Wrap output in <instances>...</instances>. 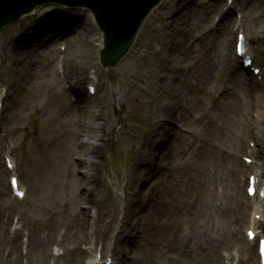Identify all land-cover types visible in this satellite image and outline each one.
I'll list each match as a JSON object with an SVG mask.
<instances>
[{
	"label": "rangeland",
	"instance_id": "obj_1",
	"mask_svg": "<svg viewBox=\"0 0 264 264\" xmlns=\"http://www.w3.org/2000/svg\"><path fill=\"white\" fill-rule=\"evenodd\" d=\"M242 31L259 75L241 68L234 52ZM162 43L173 48L164 55L175 65L157 55ZM101 46L102 36L83 10L47 7L0 31V264H70L59 244L64 227L52 242L30 241L38 222L64 213L79 216L84 227L87 243L79 251L85 263L96 255L112 264H259L256 241L247 240L246 230L254 227L264 236V218L250 226L255 203L263 202L248 197L246 186L252 174L264 183V0H163L116 68L100 67ZM208 52L206 66L201 60ZM125 64L134 75L125 74ZM153 69L181 74L173 85L183 96L182 124L167 122L154 89L145 93L140 78ZM201 77L207 80L203 92ZM55 85L62 93L50 100ZM251 101L263 105L252 115ZM81 111L86 116L74 136ZM208 111L217 119L211 128ZM56 117L62 126L53 131ZM75 148L80 158L71 154ZM11 176L22 199L12 194ZM173 194L183 201L179 216L177 204H164ZM181 216L179 239L157 241ZM123 226L133 230L119 237ZM45 237L43 231L40 240Z\"/></svg>",
	"mask_w": 264,
	"mask_h": 264
},
{
	"label": "bare ground",
	"instance_id": "obj_2",
	"mask_svg": "<svg viewBox=\"0 0 264 264\" xmlns=\"http://www.w3.org/2000/svg\"><path fill=\"white\" fill-rule=\"evenodd\" d=\"M211 5H213V3L209 4V6H211ZM214 10H216V9H213V11ZM225 17H226L225 14H219L220 20H223V18H225ZM227 29L231 32L230 27H228ZM160 38H162V36H160ZM16 48L18 49V47H16ZM171 51H173V48H170V46H168L167 44L162 43L160 45V52L157 51V55L158 54L160 55L161 60H165L164 63H167L168 65L169 64L175 65L177 61L176 60L171 61V58H173V57L166 58V56L164 55L167 52H171ZM186 51H187V56L192 54V52H193L192 44H190L187 47ZM211 59H212V56L210 55V52H208L204 56V59L201 60V62L205 63V65L207 66L208 62ZM234 65H235V60H234ZM155 68H157V67H155ZM181 72H182V69H179V73H181ZM127 73L134 75L135 71H133L130 66L126 65L125 74L128 75ZM180 75L181 74H177L176 71H175V74L166 75L164 72L162 73L160 70L153 69V71L151 70L150 73L147 75L148 78L146 80L140 78V82L143 83L142 85H143V89L145 90V93L150 94L149 92L152 89L155 90V92L157 93L155 100H156L157 106H158L156 108L160 112H162L163 114L167 113V122H169L171 124L172 123L182 124L184 121V119H183L184 114L183 115L180 114V111L184 112V110L182 108L183 96L178 93L179 90L176 89L177 85H173L174 82H176L177 84L179 83ZM68 85H69V89H72L71 85L70 84H68ZM199 85L201 86L200 87L201 92L208 89L207 88V80L205 77L200 78ZM56 87H57L56 85L50 87V89L52 90V95L50 97V100L59 99L61 96L62 91L57 92ZM132 87H137V85L135 83H133ZM73 88H74V86H73ZM201 92H199V95H201ZM227 94H228V92H226V91L222 92V95H227ZM212 95L214 97L213 93H212ZM165 98L168 102L167 105H165L166 102L164 103L166 108L163 105V100ZM199 99L202 100L200 97H199ZM231 101H232V99H231ZM223 102H224L223 99H221L219 101V104H222ZM226 102H228L227 99H226ZM242 105H244V104H242ZM250 108H251L250 114L252 115L256 109L263 108V105L258 104L254 101H251V107ZM193 110H194V107H190L187 109V113H191ZM93 113L96 116V113L95 112H93ZM206 115H207V119L205 120V123L208 125L209 128H211L215 124V121L217 119L210 116V111H208L206 113ZM259 115H260V113L257 112L255 117L258 118ZM84 116H86V111H81L78 113V115L76 117V121L73 123V126L75 127L73 130L74 136L79 135L81 133L82 129H80L78 127V125H80V122L78 121V119H82ZM48 120L51 121V119H49V118L47 119V121ZM191 120L193 122H198L200 119L199 118H191ZM210 123H211V126H209ZM223 124L221 126H223ZM61 126H62V123H60V120L57 117L51 121V127H52L53 131H57L58 129L61 128ZM164 129H165L164 134H167L168 130L166 128H164ZM100 139H102V137L98 136L97 140H100ZM198 141L202 142L201 139H199ZM68 149L70 150V147ZM71 154L75 157H78V158H80L82 156L81 153L77 149H76V151H73ZM140 154H143V153L140 152ZM200 174H204V173H202V169L200 170ZM92 178H90V180ZM201 186L203 187V189H205L206 187L209 186V184L206 181H203ZM178 195L179 194H176V195L173 194L172 199L166 198V200L164 201V204L170 205L171 202H174L175 204H177V211H178V216H179L181 214V208L183 205V201L182 200L179 201L177 199ZM134 203H138V202L135 201ZM263 203H264V201H263ZM135 206H137L138 208L142 207L140 203L136 204ZM191 207H192V202H190V201L187 202L186 203L187 214L192 217L194 215L191 213ZM127 212H128V214H130L133 212V209L127 207ZM257 215H259L260 218H263V216H264V204H263V207H261L260 205H256V207L254 208V213H253L254 218ZM131 217L134 218V215H131ZM112 221H114L113 218H111V220H110L111 224H112ZM183 221H184L183 216H181L178 220L177 219L172 220L170 223V229L165 233V235L162 236V238L158 239L157 241H163L167 238H171L173 240L179 239V231L181 229V225H182ZM125 223H128V222L125 221ZM112 226L109 227V230L112 229ZM62 227L65 228V231H64L62 238L59 240V244L64 248L63 256H65V258L70 262V264H101L96 256L89 258L86 261V263L84 262V255L85 254L83 255V253L81 251H79V249H80L79 247L81 244L87 243L88 237L84 231V227L80 226L79 216H77V215L68 216L67 213H64L63 216L60 215V217L58 219H55L50 223L38 222L36 224V227H35V233L31 237L30 241H31V243H35L37 246H41L44 243L47 244L49 242H52L56 239V235ZM69 228H72L73 231H69ZM80 229H81V231H80ZM132 230H133V228L130 226H128V227L123 226L119 230L118 236L122 237L126 234V232H127V234H131ZM43 231H46V237L41 241L40 236H41ZM181 240H183V239H181ZM127 242L128 241H125L124 243L127 244ZM67 243H70L72 245L71 250L67 249V247H66ZM199 251H200V244H198V248H197V252H199ZM209 258H210L209 255H207L205 258V261L209 260ZM31 262H32V259H28V264H30ZM58 262L59 261L56 259L54 264H58ZM208 264H212V262H209Z\"/></svg>",
	"mask_w": 264,
	"mask_h": 264
},
{
	"label": "water",
	"instance_id": "obj_3",
	"mask_svg": "<svg viewBox=\"0 0 264 264\" xmlns=\"http://www.w3.org/2000/svg\"><path fill=\"white\" fill-rule=\"evenodd\" d=\"M162 0H0V30L47 5L84 7L103 33L100 62L114 67L130 50L142 23Z\"/></svg>",
	"mask_w": 264,
	"mask_h": 264
}]
</instances>
